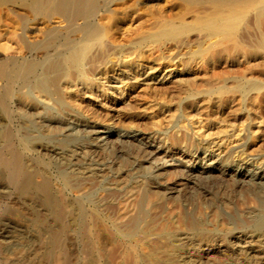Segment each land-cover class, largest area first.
I'll list each match as a JSON object with an SVG mask.
<instances>
[{
	"label": "bare ground",
	"instance_id": "bare-ground-1",
	"mask_svg": "<svg viewBox=\"0 0 264 264\" xmlns=\"http://www.w3.org/2000/svg\"><path fill=\"white\" fill-rule=\"evenodd\" d=\"M160 1L167 5L171 2V0H0V57H3L0 58V114L9 119L14 111V114L21 119L19 131L25 136V142L22 144L24 148L32 150L39 157L41 154L55 161L56 167L60 170L59 174L62 175H59L60 177L57 175L61 179H55L54 187L53 177L48 171L46 162H40L41 159L38 160V157L37 160H26V154L14 148L10 144L11 141L9 142L8 136L12 134V127L0 129L2 195L7 198L12 196L14 203H27L26 208L15 204L12 206L2 204L4 207L0 205V213L11 214L20 220L26 219L37 230L39 239L44 232H47L49 234L47 241L45 240L47 248L42 256L37 254L51 264L60 263L61 253L65 252L62 250L65 244L64 238L68 237L69 231L73 232L76 229L83 243L90 241H87L92 235L88 231L90 230L88 222L94 221L92 220L94 217L91 216L92 214L89 215L90 213L87 214L84 203H88L91 198L94 186L105 185L106 180L113 185L108 197L117 192L123 199L120 209L125 211L119 218L116 217L119 219V228L126 231L123 237L127 238L129 244L148 245L145 246L149 249L145 248L148 254L143 256L144 258L138 257V264L201 263L203 260L200 261L198 257L197 260L191 259L190 254L199 243L206 244L213 239L214 232L209 229V225L213 228L220 227L222 223L226 226L232 224L236 227H252L259 231V236H263L264 211L260 210V213L251 217L247 215V208L248 205L257 207L264 204V171H246V173L239 170L229 171L232 177L239 178L238 182L242 187H250L249 190L246 188L248 191L243 190L241 199L238 197L236 199V196L229 197L228 193L225 194L227 191L220 187L222 192L217 190L208 194L209 199L206 200L209 201L211 209L206 219L198 211L192 216L186 214L187 218L184 222L171 218V222L169 220L166 224H162L159 229L157 225L158 231L154 230V237L151 238L153 231L151 232L150 224L156 223L147 218L149 215L146 208L153 196L158 197L159 200V196L163 198L164 194L161 195L160 192L159 195L158 190L155 194L148 190L142 191L138 195V201L135 200L133 205V195L137 194L135 190L139 181L129 184V188L121 178L122 174L127 176L128 173L119 169L115 171L108 162V164L103 162L112 156L113 144L135 147L131 144V137L110 136L107 132L99 130L96 123L90 124L93 122L91 120L90 123H85L91 137L89 141L77 137V134L75 136L73 130L71 132L73 123L82 118H80V109L81 111L85 109L84 112L89 115L88 119H91L95 114V110H92L93 106L105 111L106 117H111L130 105L122 98L123 96L110 99L98 90L102 88V91H105L107 89L105 85L110 79L122 84L119 93L121 95L124 93V86L134 89L139 83H144L146 86L152 84L153 88H170L184 95L182 101L184 109L194 111L204 107V104L205 108L211 105L231 106L236 98H240L245 104L263 103L264 85L258 80L246 78L245 75L233 77L227 83L204 82V87L200 89L198 84L201 81L197 84L195 80L200 77L198 71L200 61L196 62L198 58L203 60L201 64L217 63L223 68L230 66V68L235 67L236 70L238 66L243 65L245 59L253 64L250 63L252 65L244 70L252 71L255 68L264 73V0H183L186 3L183 10L180 8L173 14L167 13L175 10L180 3L171 5L168 7V12H165L159 7L156 8V3ZM188 14H193L191 22L189 17L186 18ZM142 20L144 24L148 23L146 27L142 24L145 27L143 31L140 29L142 26H133ZM250 28L258 29L259 34L251 38ZM196 35L203 38L204 43L196 42L191 49L190 46L193 45ZM128 38L130 39L125 41ZM119 39L120 42L124 40L126 43L123 42L122 45L119 41L116 42ZM168 44L177 48L189 46V56L183 60V68L180 71L170 73L166 77L156 76L151 69L125 61V58L132 55L141 60L143 53L168 49ZM12 54L23 55V58H15ZM110 57L116 60L107 65ZM242 68L241 66L240 70ZM122 75L126 78L123 79ZM212 75L214 76V73ZM168 93L172 92L168 90ZM181 135L180 142H189L191 146L196 144L185 135ZM58 136L62 138L59 139ZM151 149L149 145L141 147V151ZM141 158L139 159L138 154L133 157L138 168L142 167ZM68 188H75L79 198L67 199L65 191ZM167 188L170 187L163 186L166 191ZM175 198L173 195L174 201L177 200ZM220 205L228 210L229 215L226 214L227 216L224 217L223 214L218 213V210L216 211ZM181 227L185 228L184 232L180 230ZM225 228L224 230L226 232L228 230L229 233V228ZM105 232L107 233L106 227ZM149 232L151 234H148ZM107 234L108 239L114 240L112 232ZM220 238L223 242L226 237L222 234ZM140 247L144 248L143 245ZM5 251L7 252V249ZM142 251L144 250L141 249ZM90 253L87 251L88 255ZM142 255L141 253L139 256ZM247 256L240 259L237 258L238 256L233 258L229 256L226 264H255L252 259L250 260L251 257ZM94 262L96 264V261ZM94 262L88 263L94 264Z\"/></svg>",
	"mask_w": 264,
	"mask_h": 264
},
{
	"label": "rangeland",
	"instance_id": "rangeland-1",
	"mask_svg": "<svg viewBox=\"0 0 264 264\" xmlns=\"http://www.w3.org/2000/svg\"><path fill=\"white\" fill-rule=\"evenodd\" d=\"M171 2H169V5H167V3L165 2L163 4V1H160V3L157 2L156 8L159 7L165 12H168V7L173 4L180 3L178 4L179 6L176 5L179 8L176 7L175 10L169 11L167 13L173 14L176 13L180 8L181 10H183V7L186 4L183 0H171ZM188 17L191 22V19H193V14L186 15L187 19ZM139 22L140 21L136 22L133 26L140 25L143 28L140 29L142 31L145 30V27L148 25V23L144 24L143 20L140 23ZM142 24H144L145 27H143ZM249 31L251 38L259 34L258 29L256 28L254 30L253 28H250ZM129 39L130 38L126 39L125 41H128ZM131 39L133 40V37ZM120 40L121 39L117 40L116 42H120ZM203 40V38L196 35V39L193 41V45H191L190 48H194L196 42H202ZM122 41L125 42L124 40ZM123 42H120V44L123 45ZM170 46L168 44L167 48H169L164 49L162 51L153 50L151 53L145 52L142 54L143 56L141 60L134 58L135 56L132 55L125 58V61H128L133 65H142L143 67H145V69L148 70L151 69L155 72L156 76L166 77L170 73L180 71L183 68V60H186L189 56V46H179V48H177V46L175 45H172L171 47ZM12 55L15 58H23V55ZM198 59L199 60H197L196 58L197 61H195H200V66L198 69V71H200V80L196 79L195 81L197 82V84L200 81L203 84H198L199 89L203 88L206 82H208L207 84H209V82L211 84H217L220 81L221 83H227L231 80V78L240 77L241 75H245L246 78L252 80H258L261 85H264V73L259 72L255 68L252 71H249L247 69L244 70V68H247L248 66L250 67L253 64L252 62L248 63L245 59H243V65H241L243 67L242 70H240L241 66H238L239 68L237 70L235 67L230 68V66H225L224 69L223 66H218L217 63L205 64L204 62L202 63V67L201 62L203 60L200 58ZM115 60L116 59H114V57H110L107 65L114 63ZM250 63L252 64L250 65ZM194 65L193 68L195 67ZM208 66H210L209 69ZM210 68L212 69L210 70ZM220 69L222 71H220ZM211 71L212 73H214V76L212 75ZM206 73L208 75L210 74V77ZM204 75H206V77H203ZM122 78L124 79L126 78V76L122 75ZM206 79H208V81ZM118 83L119 82H115L110 79L109 83L105 85V88H107L105 91H102V88H99L98 90L103 92L110 99L119 97L121 98L123 96L122 98H124L126 102L130 104L129 106H127V109L118 111V113H114L111 117H106L104 115L105 111H101L96 106H93L94 108L92 107V110H95V114L91 116V119H88L89 115L84 112L85 109H82V111L80 109V118H82L79 121L73 123L74 126L72 127L71 132L73 130L72 133L75 134V136L77 134V137H83L85 140L88 139L89 141L91 137L87 131L88 129L85 127V123H90L91 120L93 122H91L90 124L96 123L95 125L99 130L107 132L110 136L128 135L131 137V144L135 147H124L119 146L117 144H113L114 148H111L112 156L110 158H107L106 160L104 159L105 161L103 162H108L109 166L111 168L114 167L113 169L115 171L116 169L126 171L128 175L124 176V174H122L121 178H123V180L125 181L124 184H127L128 187L130 186L129 184H134V182L136 181H139L138 185H140L141 183L140 186H136L139 192L135 190L137 194L133 195L132 193L134 197H132L134 200V202L132 201V203H134L133 205H135V200L138 201V195L142 193V191L145 192L148 190L149 192L152 191V194H155L158 190L159 195L160 192L162 193L161 195L164 194V197H162L166 201L161 198V196H159V200L158 197L153 196L150 200V203H148V207L145 206V208L147 207L146 212L149 215H147V218H149L150 220L152 219L153 223L154 221L156 223L150 224V226L152 225V230H150L151 232L153 231V236H151V238L154 237V230H156L157 225V229H159L162 224H166L167 222H169V220L171 222V218H177L179 219V221L184 222V219L187 218L186 214H190L192 216L195 215L198 211L202 213V216L206 219L210 215L211 209L209 201L206 199H209L208 194L211 192H216L217 190L221 191V188H224L225 191H227L225 192V194L228 193L229 197L235 198L236 196V199L237 197L238 199H241V193L243 192V190L248 191L250 187H242V185H240V183L238 182L239 178L231 176V171L239 170L242 173H246V171H264V101L260 104H245L240 98H236V101H234L233 105L231 106L227 105L223 107H218L215 105H211L208 108H205L206 105L204 104V107H201L198 111H194L190 109H184L182 107L184 95L176 93L170 88H153L152 84V86H146L144 83H139L135 86L134 89L124 86L123 88L125 90L123 95H121L119 93L122 90V84ZM168 90L172 93H168ZM114 115H118L119 117ZM123 118H127L128 120ZM117 119L119 121H117ZM20 124L21 119H19L17 115L14 114V111L12 112V115L9 119L4 117L3 114H0V129L7 126L12 127V134L8 136L10 137V144L14 148H17L18 150H21L23 153H25L26 160H37L38 157V160L39 158L41 159L40 162H46V165L48 166V171L53 177L52 185L55 187V179H61L59 178V175H61L59 174L60 170H58V168L56 167L55 161L51 160L47 156L43 157L40 154L39 157V155L35 154L32 150L24 148L22 144H24L25 142V136L22 135L19 131ZM181 134L185 135L187 138L194 141V143L196 144H193L191 146L189 142H180L179 138H181ZM58 137L59 139L62 138V136ZM20 139H22V141ZM147 145H149L152 149L141 151V147ZM135 154H138L139 159L142 157L141 160L143 162L141 165L143 168H138L136 163L134 162L133 157L135 156ZM107 182H109V180H106L105 185L103 184L94 186V188L92 189L91 198L89 199L88 203H84L87 214L90 213L89 215L92 214L91 216L94 217H91L94 221L88 222L90 227V230L88 231L92 233V235H90L91 237L89 236L87 238V241H91V243L90 241L87 242L90 245H88L86 242L85 243L88 246L83 243L84 241L80 238V233H78V230L75 229L73 230V232H71L72 230L69 231L70 233H67L68 237L65 236L64 238L65 244L63 242L64 245L62 250H65V252L62 251L61 261L59 264H89L93 263L94 261H96V264H120L121 262L122 264H131V261H133L132 264H135L136 262V264H138L137 258H144L148 254V251L146 252V249L149 250L147 248L148 245H144L141 243L138 246L134 245V243L129 244L127 243V238H124L126 231L124 232L123 228H119L120 223L118 221L119 216H121L122 212L125 211H122V209H120L122 208L123 199L120 198V195H118L117 192L115 195L108 197V193L110 189H113V185ZM163 186L170 187L167 188L168 192L163 189ZM0 187L2 188L3 185H0ZM1 188V206H3L4 204L6 206H12L13 204H15L16 206H20L22 208L27 207L26 202L14 203L12 196H10V198H7V196L2 195L3 193L1 192ZM175 188L176 190H174ZM180 188L182 190H180ZM246 188H248V190ZM162 190L166 193H163ZM76 192L77 191L75 188H68L67 191H65V197L67 199L69 198V200L77 199L79 198V193ZM173 195L174 198L177 196V198H175L177 200H173ZM2 200H4L5 202ZM190 200H192L193 203L190 202ZM220 206L217 207L216 211L218 210V213L220 215L223 214L222 216L224 217L229 215L227 214L228 210L225 209L223 206ZM255 207L256 206L248 205V216L250 215L252 217L254 214L264 211V204L257 206L256 208ZM222 208L224 211L222 210ZM40 209L41 213L42 208L40 207ZM253 211H255V213ZM18 219L19 218L14 217L11 214L0 213V264H51L50 262L43 260L41 257L47 248L46 241L48 239L49 234L47 232H44L39 239L38 233L36 232L37 230L33 226H31L26 219ZM28 223L31 227L28 225ZM95 224L97 227L95 226ZM222 224L220 225L221 228L218 226H215L214 228L213 226H208L210 227L209 229L214 232L213 239L206 244L199 243V247L196 246L197 248L195 247L194 250L191 251V259L193 258L197 260L198 258H200V261L203 260L201 261V263L205 264H218L220 262H225L223 264H226V259H228L229 256H231L232 258L233 256H238L237 258L240 259L245 255H249L247 257H251L250 260L252 259L255 264H258L259 262V264H264V232H262L263 236L261 237L258 235L259 231L252 227H236L232 224H227V226ZM103 225H105L107 233L111 234L112 232L114 240L108 239L106 237L108 236V234L105 232V227ZM153 225L155 226L153 227ZM225 227L229 228V233L228 230L227 232L226 230H224L226 229ZM180 230L184 232L185 228L181 227ZM89 232L87 233L88 235L90 234ZM93 233H95V235ZM148 234L151 233L149 232ZM222 234L226 237L225 241L223 242L220 241V237ZM93 235L95 238H93ZM95 239H97V241ZM124 244L126 246H124ZM121 245L125 248H121ZM131 245L133 248L131 247ZM141 245H143L144 248L140 247ZM86 247H89V250ZM99 247L101 248L98 249ZM140 248L144 251L141 252ZM6 249L7 252L5 251ZM133 249L134 251H131ZM87 251L91 252V255L89 254L90 256L87 254ZM85 252L87 255L85 254ZM140 252L143 254L142 256H139L141 255ZM145 252L146 254H144ZM37 253H39V255L41 256H39ZM120 253H122V255L125 257L123 258ZM125 253L129 256H126ZM130 255H132L133 258ZM63 258L67 259V261ZM39 261H42L43 263ZM86 261H88L89 263Z\"/></svg>",
	"mask_w": 264,
	"mask_h": 264
}]
</instances>
